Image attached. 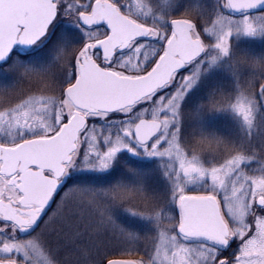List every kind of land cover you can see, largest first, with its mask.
<instances>
[{"label": "snow or ice", "instance_id": "1", "mask_svg": "<svg viewBox=\"0 0 264 264\" xmlns=\"http://www.w3.org/2000/svg\"><path fill=\"white\" fill-rule=\"evenodd\" d=\"M0 264H264V0H0Z\"/></svg>", "mask_w": 264, "mask_h": 264}, {"label": "trees", "instance_id": "2", "mask_svg": "<svg viewBox=\"0 0 264 264\" xmlns=\"http://www.w3.org/2000/svg\"><path fill=\"white\" fill-rule=\"evenodd\" d=\"M117 258H125V257H117Z\"/></svg>", "mask_w": 264, "mask_h": 264}]
</instances>
